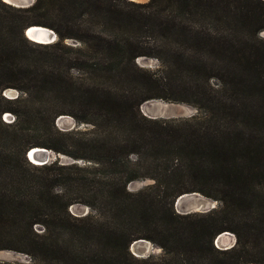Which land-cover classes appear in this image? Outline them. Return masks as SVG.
I'll use <instances>...</instances> for the list:
<instances>
[{
	"label": "trees",
	"instance_id": "obj_1",
	"mask_svg": "<svg viewBox=\"0 0 264 264\" xmlns=\"http://www.w3.org/2000/svg\"><path fill=\"white\" fill-rule=\"evenodd\" d=\"M117 1L34 0L16 8L0 0L11 10L0 11V250L29 257L0 264H264V0H119L129 10ZM91 14L156 36L164 48L151 54L128 37L81 33L75 21ZM33 24L58 39L30 41L24 29ZM65 38L80 41L77 50L91 59L68 57ZM150 55L166 75L134 62ZM72 68L98 81L74 96ZM213 76L217 89L208 83ZM101 79L127 88L116 92ZM171 85L180 97L166 95ZM7 88L17 97L3 96ZM188 94L197 115L175 120L140 111L150 99L189 102ZM58 99L66 105L55 107ZM73 101L84 113L79 120L98 128L94 154L76 156L89 164L30 163L32 146L65 152L54 120L75 116ZM7 111L9 123L1 120ZM138 179L152 182L129 190ZM188 192L219 205L176 212L175 199ZM74 203L91 212L72 214ZM223 231L235 236L228 249L213 245ZM137 239L161 255L135 257L129 245Z\"/></svg>",
	"mask_w": 264,
	"mask_h": 264
},
{
	"label": "rangeland",
	"instance_id": "obj_2",
	"mask_svg": "<svg viewBox=\"0 0 264 264\" xmlns=\"http://www.w3.org/2000/svg\"><path fill=\"white\" fill-rule=\"evenodd\" d=\"M137 3H145L148 0H133ZM119 6L124 10H129V5L123 3L122 1H117ZM2 12H11V10L0 8ZM47 17L46 14L43 15L45 19ZM85 20V21H84ZM57 26H63L62 24L58 23L56 19ZM75 23L78 24L80 28V32L83 33L84 31H89L91 33L105 35L109 33L111 35L118 36L121 38L128 37L130 41L136 43L140 46L145 47L151 54L156 53L157 48L163 49L164 46L158 47V45H162V41L159 40L158 37L149 35L144 31H141L135 27H126V26H116V24H109L106 19L102 16V14H91L82 18L81 20L77 19ZM51 29V28H50ZM54 31V30H53ZM55 32V31H54ZM56 33V32H55ZM258 36L264 39V30L258 33ZM58 39V36H57ZM56 41V40H55ZM54 41V42H55ZM63 43L67 46L69 45L72 47L73 50L68 52V57H79V58H87L91 59L90 56L82 55L83 52L78 51L77 49H83V45L77 39L73 38H65ZM58 53L66 56V52L63 49L58 50ZM161 57L164 58V54L160 52ZM154 55L150 56H137L134 58V62L139 66L143 67L144 69L156 71V72H163L166 75L167 71L162 68L160 62ZM165 70V73H164ZM70 74L72 75V82L70 83L71 94L78 95L80 91L87 85H92L96 83L97 78L93 77V75L89 74L88 72L84 73L78 68L70 69ZM120 81V80H119ZM99 83L102 84L103 87H110L111 89L115 90L116 92H122L124 89L126 90L127 86L123 84V82L118 81H104L101 79ZM208 83L211 85L212 88L217 89L219 88V81L216 77L208 78ZM165 93L169 97H180L181 93L178 91L177 88L174 86H166ZM8 89V88H7ZM16 90V89H15ZM17 91V90H16ZM5 94L11 93L10 91H5ZM17 93H19L17 91ZM3 94V92H2ZM184 95V94H183ZM182 96V95H181ZM185 97V95H184ZM189 99V102L181 101V100H173V99H162V98H154L144 102L140 106V111L142 114L148 116H156V118H163V119H184L188 118L192 115H197L201 110L197 103L191 102L194 97L188 94L186 96ZM67 101L58 99L55 107H61L62 105H66ZM260 109L263 110V104L260 106ZM71 111L74 113L75 116L71 114H59L55 117L54 124L56 128L63 134L61 135V143L60 147L64 149L65 152H56L54 150H50V159L54 160L57 159L60 163H72L75 162L77 165L83 166L89 164V161H86L82 157L76 156H88L93 155L94 151L90 149L89 146L93 143L96 134L98 133V128L94 127L91 124L82 122L79 120L78 117L84 115L82 109L78 107L77 102L73 101V106ZM264 111V110H263ZM4 115H8L4 119ZM1 120L3 122H12L14 120V115L10 112H4L1 115ZM150 179H138L132 181L128 184L129 190H137L139 188L144 187L145 185L151 183ZM188 192L189 196H186L184 200H181L177 205V209L186 208L191 203H194L199 200H204L206 202H212V204L216 207L219 205V202L213 200L207 196L199 192ZM69 211L74 215H82L88 212H91L88 206L81 204V203H74L68 207ZM37 230H40V227H36ZM229 232V231H227ZM229 236L224 237L223 243H216L215 239L213 241V245L218 249H228L223 247L222 244L231 245L235 243V236L232 232H229ZM232 245V246H233ZM143 246L144 251H140V247ZM130 251L137 252L136 254L139 257H146L148 255H152L154 257H158L161 255V248L149 240H145L143 243L136 244L135 249H130ZM0 260L1 261H19V262H27L29 257L20 252H14L11 250H0ZM255 264V263H253Z\"/></svg>",
	"mask_w": 264,
	"mask_h": 264
},
{
	"label": "water",
	"instance_id": "obj_3",
	"mask_svg": "<svg viewBox=\"0 0 264 264\" xmlns=\"http://www.w3.org/2000/svg\"><path fill=\"white\" fill-rule=\"evenodd\" d=\"M2 1L16 8H25V7L30 6L34 2V0H2ZM130 1H133V0H130ZM24 35L30 41L35 42V43H40V44H49L57 40V34L52 29L46 26H43V25L33 24V25L27 26L24 29ZM5 91H10L11 93L5 94L4 93ZM2 95L5 96L6 98L13 99L17 97L18 93L15 89L8 88L3 91ZM148 117L156 118V116H148ZM25 156L30 163L35 164V165H41V164H45V163L52 161V159H50V150L44 147H40V146H32L28 148V150L25 153ZM193 194L196 195L195 192H193ZM186 196H189V194L182 193L178 195L177 198L175 199L174 207H175L176 212H179L182 214L191 213V212L202 213V212H207L210 209L215 208L212 202H206L204 200H199L194 203H191L186 208H180L178 210L177 205L179 204L181 200H184ZM229 234L230 233L227 231H223L219 233L215 237V242L217 240L220 244L223 243L224 235H229ZM144 241H145L144 239H137V240L132 241L129 245V250L132 249L133 251V249H135L136 244L143 243ZM232 245L233 244L223 245V247L230 248ZM140 251H144L143 246L140 247ZM136 253L137 252H133L132 254L135 257H139ZM245 264H253V263H245Z\"/></svg>",
	"mask_w": 264,
	"mask_h": 264
},
{
	"label": "bare ground",
	"instance_id": "obj_4",
	"mask_svg": "<svg viewBox=\"0 0 264 264\" xmlns=\"http://www.w3.org/2000/svg\"><path fill=\"white\" fill-rule=\"evenodd\" d=\"M227 236H229V235H224V237H227ZM216 243L218 244L219 242L216 240ZM223 245H226V244H223Z\"/></svg>",
	"mask_w": 264,
	"mask_h": 264
},
{
	"label": "built area",
	"instance_id": "obj_5",
	"mask_svg": "<svg viewBox=\"0 0 264 264\" xmlns=\"http://www.w3.org/2000/svg\"><path fill=\"white\" fill-rule=\"evenodd\" d=\"M6 116H8V115H4V116H3V117H4V119H5V117H6Z\"/></svg>",
	"mask_w": 264,
	"mask_h": 264
}]
</instances>
